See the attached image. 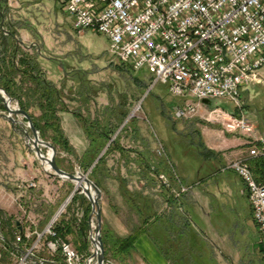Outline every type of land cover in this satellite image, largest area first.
<instances>
[{
  "label": "crops",
  "instance_id": "crops-1",
  "mask_svg": "<svg viewBox=\"0 0 264 264\" xmlns=\"http://www.w3.org/2000/svg\"><path fill=\"white\" fill-rule=\"evenodd\" d=\"M19 38V46L23 51H27L26 48H30L36 43L35 41L28 42L20 31ZM48 59L47 61L50 63L53 62L52 59ZM71 70L45 69L48 78L55 82L58 87H64V92H67L64 80L68 77ZM83 73L85 75V72ZM260 76L264 80V74L260 73ZM250 87L244 89V92ZM260 89H264V87ZM65 95L67 97L64 98V101L68 108L60 111L59 116L63 129L73 147V154L64 152L69 155V160H66L67 163L64 161V163L72 165L75 172L77 168H81L77 159L91 145L90 137L81 123L79 113L83 115L86 111L90 113L92 107H89L90 100L88 99H84L83 104L81 103L76 107L72 106L81 102L80 96H77L75 92L66 93ZM182 102L183 100H181L180 104ZM32 108L35 109L32 110ZM32 108L29 111L30 113L34 112L36 115H40L41 111L38 107ZM256 109L259 111V108ZM253 111L256 112V110ZM253 115L255 114L253 113ZM195 118L204 121L200 117ZM1 120L3 119L0 117V122ZM252 121L255 122L254 118H252ZM257 122L258 119L256 124ZM5 123L7 125L4 126L7 128L9 126V129H5L0 133V185L8 187V194L14 196V201L19 195L21 202L19 203L20 209H14V216L11 211L7 214L6 212L1 213L5 215L4 217L0 215V220L1 218L4 219V224H0V227L7 238L14 243L15 232L25 233L30 227L34 230L42 231L53 220L55 214H48V211L45 212L44 217L48 219V222L44 228H38L37 218H43L41 216L42 213L37 208L33 209L32 206L50 202L47 192L50 189V182L45 179L48 175L41 171L42 168H38L35 157L37 155L30 152L32 149L28 147L21 129H16L9 121H5ZM216 125L218 126V124ZM228 133L230 136L226 144L228 153L231 154L230 157L235 159L247 157L250 148L247 144L248 137L240 133ZM257 134L259 137L264 138V130L260 131L258 128ZM236 135L243 137H237ZM118 140L120 143H116L113 146L107 143L96 159L98 160L104 154H112L111 157L104 156L103 162H100L98 166L97 173L103 193L102 199L105 198L107 201L106 205L102 207L101 217L102 238L104 236L110 248L108 255H106L107 260H109L108 264H235L234 256L237 251L245 254L249 264H254L252 262L253 259H258L261 255L264 256V249L262 250L261 248L264 237L254 221L253 208L248 191L240 177L238 183H232L227 179L204 182L199 179L190 185H186L182 182L180 174L176 178L169 176L164 172L163 167H158L152 161L154 160L153 156H156L155 147H153L155 140L150 141L148 134L133 137V140L140 144L135 146L134 149H131L134 146L121 144L120 138ZM131 152L139 156L136 160L137 168L147 172L143 175L148 179V188L150 189L147 196L149 212L146 219L141 217L131 205L128 208L129 210H126L123 204L124 202L130 204L131 200L129 198L126 200V194L130 191L129 189H124L128 185L126 184L127 181L120 175V160L123 154ZM200 152L203 154L204 151ZM211 153H214L213 157L223 158L219 169L223 168L226 164V158H224L226 152L211 151ZM167 159L170 158L167 156ZM169 162L175 170L173 163L170 160ZM30 178L37 182V187L31 188L28 186L27 180L30 181ZM182 187L187 190L182 191ZM3 197L7 199L6 202H10L6 195H3ZM108 202H112V204L109 205ZM230 210L239 213L242 220L240 224L233 222L231 228L228 229L213 226L211 215L217 214L221 218H226ZM16 214L26 219L27 223L16 220ZM73 214L74 212L60 214V219H58V216L56 220L60 222L62 227L71 225L70 219ZM74 215L77 217L76 214ZM192 216H195L196 220H192ZM8 218L9 220L6 221ZM28 218L34 221V225L29 226ZM39 224H42L41 220ZM91 229L89 216V228L86 231L82 226L72 227L70 234L63 239L72 243L73 246L75 245L80 252L91 255L94 248L90 240ZM130 235H136L135 244L129 253L125 254L120 251L117 244L120 243L121 239ZM49 239L50 236H45L41 244V255L47 259L50 255L45 242ZM197 239L201 240L200 245ZM30 243V240L25 239L19 245L21 248H25ZM204 246H206L205 249ZM8 248L9 251L18 249L13 248L12 245ZM204 251L208 252L205 258ZM55 259L59 263L60 259H57V257ZM38 264H51V262Z\"/></svg>",
  "mask_w": 264,
  "mask_h": 264
},
{
  "label": "rangeland",
  "instance_id": "rangeland-1",
  "mask_svg": "<svg viewBox=\"0 0 264 264\" xmlns=\"http://www.w3.org/2000/svg\"><path fill=\"white\" fill-rule=\"evenodd\" d=\"M8 4L7 19L16 23L19 27L18 31L21 32L23 37L27 38L28 42H36L32 47L26 49L31 54L33 52L41 53L39 60L43 69H72L64 80V86H66L67 91L64 93L71 94V92H75L81 98V102L72 106L76 107L81 103L83 104L84 99L90 100L89 107H92V109L90 113L86 111L84 115L90 116L91 119L99 116L105 120L107 117L112 116L114 119L118 118L120 120V116L122 118L121 113L123 111L128 112L126 119L109 140V145L114 139H116V143H120L119 140L117 141L120 138L121 144L134 146L131 148L134 149L135 146L140 144L134 141L133 137L148 134L150 141L155 140L153 147H155L156 156H153L154 160L152 161L158 167H163L164 172L169 176L176 178L180 174L184 184L190 185L199 179L203 182L216 179H227L232 183L240 181V178L233 170L227 169L228 163L235 159L230 157L231 154L228 153L226 144L230 134L222 131L223 128L221 126L207 123L205 120V122L200 121L198 118H191V120L177 119L174 111L182 98L173 96L169 91L168 84L155 82L154 74L149 68L144 67L134 70L112 55L109 51V39L105 34L94 30L77 33L72 29L73 17L63 8L59 0H8ZM48 58L52 59L53 62L47 61L49 60ZM83 72H85V75ZM259 73L264 74V67L260 69ZM250 86V89L243 93L241 107H237L228 98H205L202 102L209 108L221 107L231 114L244 113L249 117L251 116L250 119L254 118L255 120L253 122L255 128L263 131L264 89L260 88L264 87V80L262 79L261 83ZM14 104H19V102L16 100ZM1 105H3L2 99H0ZM256 108H259V111ZM4 109V106L0 107V113L5 112ZM253 110H256L257 113ZM15 117L26 121L21 116L15 115ZM1 118L3 120L0 122V133L5 129H9V126L8 128L4 126L7 125L5 121L9 120ZM257 119L258 122L256 124ZM9 123L11 122L9 121ZM20 127L19 125L15 126L16 129H20ZM27 129L31 132L29 128ZM236 136L243 137L241 135ZM21 139L24 140L23 138ZM205 147L207 150L211 149L210 151L226 152L224 157L226 158V164L223 168L219 169L222 165V157L219 159L213 157L214 153L203 152V155L200 152L204 151ZM29 150L31 149L29 148ZM45 151H47L46 148ZM30 152H33V150ZM59 155L63 157L61 158L65 162L69 160L67 153L59 151ZM105 156L111 157L112 154L108 153ZM167 156L170 159H167ZM35 157L38 168H42L41 171L48 175L45 179L50 182V189L47 191L50 202L32 206L33 209L37 208L42 213L40 214L43 218H37L36 222L39 225L36 226L41 229L48 222V219L44 217L45 212L56 214L62 204L68 199L72 190H74L75 183L51 174L50 171L44 169L41 160L37 156ZM137 157L139 158L138 154L131 152L123 154L120 160V175L127 181L126 184L128 185H125L124 189H129L130 191L126 194V200L127 198L131 200L130 204L127 202L123 204L126 210H129L128 208L132 206L141 217L146 219L149 212L147 196L150 189L148 188V179L143 176L147 172L137 168ZM240 158H246V156ZM169 160L173 163L175 170L170 165ZM93 166L94 164L87 171L82 169V167L77 168L76 171H82L84 174L89 172L90 174ZM72 168L74 167L72 166ZM89 174L88 177L90 176ZM27 181L29 182V180ZM7 188L4 185H0V210L2 211L0 213L6 212L7 214L11 211L14 216V211L20 209L21 198H19V195L16 197V195L14 201V196L8 194ZM80 194L82 193H79V196ZM3 195H6L10 202H6L7 199H4ZM102 198L103 193L100 199L101 208L107 203L105 198ZM72 200L66 204L61 215L69 210L74 212V214H76L77 210L84 211L89 199L79 198L75 202H72ZM108 203L109 205L112 204V202ZM228 212L226 218H221L217 214L211 215L213 226L228 229L231 228L233 222L237 224L242 222L238 212L231 210ZM1 215L4 217L5 214ZM192 218V220H196L195 216H192ZM22 219L24 218L16 214V220L27 223L26 219ZM58 219H60V216ZM3 220L1 218L0 224H4ZM40 220L42 224H39ZM27 221L29 226L32 225L30 220ZM209 237L211 238V236ZM200 241V239H197L199 245ZM204 252L205 258L208 252ZM55 255V258L60 259L58 264H65L61 253L58 252ZM234 258L235 264H249L248 258L242 252L239 253L237 251ZM1 262V264H18L19 260L14 254L7 251ZM252 262L254 264H264V256L261 255L258 259H253ZM108 263L109 260H107Z\"/></svg>",
  "mask_w": 264,
  "mask_h": 264
},
{
  "label": "built area",
  "instance_id": "built-area-1",
  "mask_svg": "<svg viewBox=\"0 0 264 264\" xmlns=\"http://www.w3.org/2000/svg\"><path fill=\"white\" fill-rule=\"evenodd\" d=\"M59 1L73 17L72 29L77 33L94 30L105 34L112 55L134 70L149 68L155 82L168 84L170 93L183 100L174 111L177 119L200 117L224 131L248 137V156L233 159L227 169L244 181L254 221L264 237V182L257 180L249 162L264 153V138L259 137L248 115L209 108L202 102L205 98H228L241 107L244 89L262 82L264 0ZM28 186L38 185L31 179ZM83 215V210H77L79 221ZM55 221L42 231L30 227L25 233L15 232L12 244L7 243L0 227V264L11 245L18 248L10 250L18 264H34L32 256L58 264V252L65 264H96L94 248L91 255L80 252L57 234ZM45 236H50L45 242L48 259L41 255ZM25 239L31 243L21 248Z\"/></svg>",
  "mask_w": 264,
  "mask_h": 264
},
{
  "label": "trees",
  "instance_id": "trees-1",
  "mask_svg": "<svg viewBox=\"0 0 264 264\" xmlns=\"http://www.w3.org/2000/svg\"><path fill=\"white\" fill-rule=\"evenodd\" d=\"M9 4L8 0H0V86L5 89L14 99H16L20 107L27 112L32 107H38L41 113L36 115L29 112L33 118L34 125L39 129L41 137L50 140L58 149V151L73 154V147L70 140L63 129L59 112L67 109L68 106L64 101L67 97L64 93V87H58L55 82L48 78L47 72L43 69L39 57L41 53L33 52L32 54L23 51L19 46V27L12 20H8ZM0 107H3L1 105ZM120 120L114 119L112 116L105 120L102 117L91 119L79 113L81 123L83 124L87 134L90 137L91 145L84 154L77 160L81 167L87 171L100 155V151L107 145L112 136L116 133L121 123L126 119L128 112H122ZM239 114V113H235ZM116 145L114 139L110 146ZM204 152L210 153V150L204 148ZM105 154L100 157L93 166L90 176L100 185L98 180V166L103 162ZM250 166L259 182H264V153L260 156L250 159ZM57 164L63 169L74 172V169L64 163V160L57 156ZM101 186V185H100ZM77 191L72 202L79 198L87 200V198ZM1 212V211H0ZM68 212H71L70 210ZM92 212L90 201L87 200L84 210V216L79 221L75 215H72L70 224L62 227L60 222L56 220L54 223L55 230L61 238H66L72 227L82 226L86 231L89 228V216ZM1 215V213H0ZM9 218L6 220L8 221ZM8 224V222H6ZM104 238V236H103ZM136 235H130L120 240L117 244L121 252L128 254L134 247ZM108 242L104 238L106 255L110 250ZM60 253V252H59Z\"/></svg>",
  "mask_w": 264,
  "mask_h": 264
},
{
  "label": "water",
  "instance_id": "water-1",
  "mask_svg": "<svg viewBox=\"0 0 264 264\" xmlns=\"http://www.w3.org/2000/svg\"><path fill=\"white\" fill-rule=\"evenodd\" d=\"M0 99L3 101L5 112L0 113V117L8 119L14 126H21L20 129L23 132L27 145L36 153L38 159L41 160L44 165V169L50 171L51 174L59 176L62 179H68L75 183V188L68 199L62 204L61 208L55 214L53 220L57 219L63 211L66 204L73 199L75 193L84 194L90 201L92 206V212L90 219L92 222V229L90 234V240L94 246V252L92 258L95 259L96 264H107L106 251L102 238V208L100 199L102 197V190L100 185L88 177L89 172L84 174L82 171L69 172L60 167L57 164V156L59 151L57 147L50 141L41 138L39 129L34 125L33 118L26 110L22 109L19 104H14L16 99L12 97L5 89L0 86ZM21 116L26 121L20 120L15 117ZM29 128L31 132L27 129ZM45 148L47 151H45ZM98 160H96L97 162ZM95 162V163H96ZM94 163V164H95ZM8 244L12 242L5 237ZM264 249L263 245L261 246ZM32 262L34 264L44 263L45 260L40 261L37 257L32 256Z\"/></svg>",
  "mask_w": 264,
  "mask_h": 264
}]
</instances>
